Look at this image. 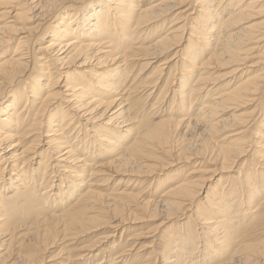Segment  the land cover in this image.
Returning a JSON list of instances; mask_svg holds the SVG:
<instances>
[{
	"label": "bare ground",
	"instance_id": "bare-ground-1",
	"mask_svg": "<svg viewBox=\"0 0 264 264\" xmlns=\"http://www.w3.org/2000/svg\"><path fill=\"white\" fill-rule=\"evenodd\" d=\"M192 159L156 198L119 187ZM196 203V225L161 232ZM136 212L162 219L160 253L121 242ZM55 247L57 264H264V0H0V264Z\"/></svg>",
	"mask_w": 264,
	"mask_h": 264
},
{
	"label": "rangeland",
	"instance_id": "rangeland-1",
	"mask_svg": "<svg viewBox=\"0 0 264 264\" xmlns=\"http://www.w3.org/2000/svg\"><path fill=\"white\" fill-rule=\"evenodd\" d=\"M185 44V43H184ZM175 59H177V60H173L172 62H170V64H168L169 65V67L171 66V67H173V65H175V61H176V65H177V62H178V57H176ZM162 60H163V58H162ZM162 60H161V58L160 59H158V63L156 62V63H154V64H151V66H155V65H157V64H159L160 62H162ZM173 63V64H172ZM150 66H148L146 69H144L142 72H141V76L143 75V74H145V73H147V71H148V68H149ZM223 71H221L220 73H222ZM165 78H166V76H164V80H165ZM166 100H168V98H165V100H164V102L161 104V106L162 105H164V103H165V101ZM152 102H154V100L152 101ZM148 105V103L146 104V106ZM241 111H243V110H241ZM196 161V162H195ZM200 160L199 159H192V160H190V161H186V162H180V163H178L177 165L175 164V165H173V166H171V167H169L167 170H165L164 171V173H156V176H157V182L155 183V182H150V181H148V179H146V181H145V179L143 178V179H137V178H131V177H123V176H120V177H118V178H125L124 179V181H121V183L119 184V187H120V189L121 190H126V192H129L131 189H132V187H133V182H134V180H137V183L139 182V185H137V186H140V185H142V186H140V188H137V186H136V188H135V190L137 191V190H140V189H144V194L145 195H143L141 198L143 199V198H147L148 197V195H150L152 198H156V197H158L159 196V194L161 195L163 192V190L165 189V187L168 185H172L173 183H175L176 181H178L181 177H183V176H185L186 175V173L192 168V167H194L195 165H196V163H198ZM202 161V160H201ZM242 161H244V160H242ZM253 161H255V160H253ZM188 162V163H187ZM190 163H192V164H190ZM195 164V165H194ZM181 165V166H180ZM213 168V166H207V168ZM247 170H249V169H251V168H246ZM237 170V169H236ZM236 170H234V171H236ZM234 173V172H233ZM155 175V174H154ZM167 176H170L171 178H172V182L171 183H169V184H162L159 188H157V186H158V184H159V182L161 181V180H165V178L167 177ZM224 176L225 175H223V174H219L218 175V177L216 176V178L210 183V188H213L217 183H218V181L219 180H222L221 182H222V184H223V182H225V180H223L224 179ZM230 176V175H229ZM128 178H131V182L129 183V182H126L127 180H128ZM134 179V180H133ZM123 180V179H122ZM141 180V181H140ZM228 180V179H227ZM230 181H231V179H230ZM117 182L118 181H112V180H110L109 182H106L105 184V186H102V188H101V190L104 192V193H106V194H109V193H111L112 191H113V189H114V187L117 185ZM123 182H125V183H123ZM226 182H228V181H226ZM123 186H125V187H123ZM147 184H148V186H147ZM153 184V185H152ZM224 185V184H223ZM117 187V186H116ZM119 187H117V188H119ZM146 187H148L147 189H145ZM209 189V188H208ZM208 189H206V192L208 191ZM153 193V194H152ZM204 196V195H203ZM203 199H202V203H203ZM201 203V202H200ZM197 204V203H196ZM199 205L200 204H197V205H195V207H192L191 209V211L190 212H187V211H185V213L184 214H177L174 218H172V220L171 221H169V222H167V221H163V223H166V227H165V229H161V232L163 231H170V232H173L174 230L175 231H177L178 230V228L182 225V226H186L187 227V225H185L187 222H188V227L189 226H194V225H196V222L195 221H193V216H194V214L195 213H197V212H195V211H197L198 210V208H199ZM194 209H195V211H194ZM136 216H130V217H128L129 218V220H130V222H129V220L127 221H124V229H125V232H126V234H125V232H124V234H123V237L121 238L122 240H121V242H123V240H127V239H131L134 235H138L140 238L138 239V242L140 243L136 248H138V247H140V246H142V245H148V244H150L151 245V247L153 248H155L157 251H156V253L158 252V253H160L159 251L161 250V243H160V241L158 240V237L157 236H159L161 233H160V229L158 228H156V226L159 224V222H161L162 221V219H150L149 217H148V215L147 214H145V213H141V212H136V213H134ZM193 215V216H192ZM147 217V218H146ZM130 218H133L132 220L130 219ZM189 218V219H188ZM190 219H192V220H190ZM146 220V221H145ZM161 220V221H160ZM187 221V222H186ZM194 223H193V222ZM135 222V223H134ZM138 222V223H137ZM157 224V225H156ZM190 224V225H189ZM155 225V226H154ZM154 227V228H153ZM199 227H200V225H199ZM108 229H102V230H99V231H96V232H93V233H91V234H89V235H87V237H79L78 239H76V240H73V247H78V246H81V245H87V244H89V243H91V242H95L99 237H101L102 235V233L103 232H105V231H107ZM154 230V231H153ZM159 230V231H158ZM174 231V232H175ZM158 233V234H157ZM160 233V234H159ZM119 236V235H118ZM116 237V238H114V240L115 241H119L118 239H119V237ZM153 237V238H152ZM155 238H157V239H155ZM91 241V242H90ZM157 241V242H156ZM159 241V242H158ZM253 241V240H252ZM157 243V244H156ZM160 244V245H159ZM154 245V246H153ZM158 245V246H157ZM146 249H148V248H144V251L146 250ZM158 249H159V251H158ZM58 250H59V247H55V248H52L51 250H50V252H51V256H54L57 252H58ZM157 253V254H158ZM54 254V255H53ZM112 254H113V252H112ZM115 255H112V258L114 257ZM59 256H54L53 257V260H50L51 262H48V263H43V264H57V262L59 261V260H62L63 258H58ZM78 261H80V260H77V261H75L76 262V264H79L78 263ZM96 262V261H95ZM94 262V263H95ZM117 262V261H116ZM158 264H161V259H159L158 260Z\"/></svg>",
	"mask_w": 264,
	"mask_h": 264
}]
</instances>
